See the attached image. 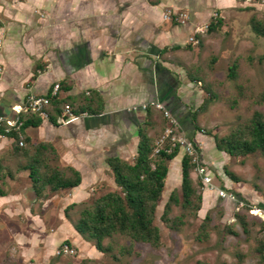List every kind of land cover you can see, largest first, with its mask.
Instances as JSON below:
<instances>
[{"label":"crops","instance_id":"obj_1","mask_svg":"<svg viewBox=\"0 0 264 264\" xmlns=\"http://www.w3.org/2000/svg\"><path fill=\"white\" fill-rule=\"evenodd\" d=\"M249 4L238 0L20 3L0 54L4 69L0 101H5L12 115L30 94L47 95L59 83L56 97L63 106L69 103L75 116L65 123L58 116L54 124L35 114L20 113L25 120L41 119L38 126L21 127L23 146L18 131L0 130V230L6 232L3 248L7 259L12 261L16 256L17 260H28L34 255L51 254L67 240L76 246L85 242L66 217L65 209L84 200L89 188L112 173L109 159L128 161L138 155L142 126L147 122L148 128L162 124L161 116L156 119L160 110L151 105L146 111L140 110L141 105L164 103L178 121L180 133L198 143L200 87L185 65L175 58L180 53H194L196 49L187 46L188 37L195 26L209 21L214 7L223 16L225 10H247ZM0 9L3 12L1 5ZM168 10L194 12L193 24L181 25L164 19ZM21 21L26 25L20 26ZM22 45L31 53H39L34 58L45 63L38 75L33 70L32 56L26 55ZM199 84L202 85L201 81ZM36 141L51 146L55 160L80 173L81 183L77 187L61 195L54 192L48 200L38 193L28 170L32 153L23 152L28 143ZM203 161L207 166V161ZM32 189L37 195L31 204L27 196H33ZM204 193L208 201L216 195L208 188ZM55 204L62 207L57 213L58 224L44 234L41 229L42 225L46 227L44 217L53 214L50 205ZM14 220L29 222L35 230L27 227L11 232ZM55 229L64 234L59 243L52 236Z\"/></svg>","mask_w":264,"mask_h":264},{"label":"rangeland","instance_id":"obj_2","mask_svg":"<svg viewBox=\"0 0 264 264\" xmlns=\"http://www.w3.org/2000/svg\"><path fill=\"white\" fill-rule=\"evenodd\" d=\"M22 1L0 0V5L3 7V12H0V43L2 44L0 54L10 34V26L15 22L14 13L18 12ZM238 2L246 5L250 3V6H247V10L240 8L223 10V16H221L222 11L214 7L209 21L198 26H209L214 18L221 19L223 21L221 25L213 32H209L208 29L198 32V26H195L188 37L187 46L196 50H193L194 53H186L187 55L177 54L175 59L185 65L200 87L197 103H200L201 107L197 110L196 125L201 131L198 130L200 137L197 141L198 145L194 143L202 153L203 159L207 161L216 187L234 193L243 203V207L238 210L235 201L219 198V193L217 195V192L211 189L209 190L216 195L211 196L208 201L204 193L207 187L193 169L194 185L204 197L201 209L193 212L185 210L181 205L173 204L169 221L165 223L162 215L170 194L174 190L181 193V159L184 154L180 151L172 161L171 167L169 163L170 172L156 212L155 224L161 231L158 247L135 242L126 235L117 234L112 239L104 241L105 245L112 244L113 251L109 254L99 252L93 242L85 239L81 247L71 243L76 250L74 255H56L60 244L51 254L34 255L28 260L24 258L17 260L15 256L11 261V258L7 259V253L3 248L6 232L0 230V264H264V259L258 250L260 242L264 240V153L257 151L246 156L232 157L217 147L219 139L230 135L247 123L256 111L264 113V60H260L264 55V36L254 29L253 21L254 18L264 26V0H238ZM240 5L243 4H239V7ZM193 13H190L188 21L190 24L194 22ZM215 13L217 16H214ZM19 25L25 26L26 23L21 21ZM191 37L199 40V43L193 44L194 42L189 41ZM21 47L28 57L32 56L33 70L38 75L45 68V63L34 58L39 53H31L23 45ZM232 69L234 74L231 73ZM200 81L202 85L199 84ZM156 114H159L156 119L161 116L162 124H155L153 128L148 129L155 138L161 136L165 124L163 113ZM41 143L43 142L28 143L25 151L33 153ZM44 157L50 164L52 163L51 165L68 171L70 175L68 167L55 160L52 153L48 152ZM134 161L135 157L128 160L130 163ZM108 174L106 179L89 188L86 198L80 200L77 203L78 207L70 211L72 222L78 221L79 209L83 204H91L101 195L122 190L115 182L113 172ZM230 174L234 177L232 178ZM57 193L64 194L62 191ZM53 195L54 192L47 187L42 197L48 200ZM50 207L53 214L49 213L44 217L46 227L41 226L43 233L51 232L58 224L57 213L62 207L58 204ZM251 208L255 209L254 213L250 212ZM181 214L184 216L181 217ZM207 214L210 220L206 224L205 233L209 238L202 240L199 239L202 232L201 225ZM238 215H245L247 230H244L241 220L237 218ZM29 224L14 220L11 222V232L24 231L27 227L34 231L33 225L29 226ZM55 230L52 236L56 243H59L63 241L64 234ZM68 236L66 234V237ZM40 248L42 249L43 246Z\"/></svg>","mask_w":264,"mask_h":264},{"label":"trees","instance_id":"obj_3","mask_svg":"<svg viewBox=\"0 0 264 264\" xmlns=\"http://www.w3.org/2000/svg\"><path fill=\"white\" fill-rule=\"evenodd\" d=\"M253 21L254 29L258 34L264 36L263 23L254 20V18ZM222 22L221 19L214 18L208 26V31H216ZM260 60H264V55ZM233 71L234 69L231 70V73L234 74ZM210 96L212 99L211 94ZM63 104L57 97L52 98L50 120L54 124L62 112ZM206 104L205 106H207ZM24 118L26 117H21L24 128L38 126L41 122L40 118L26 120ZM162 118L165 122L164 129L167 121L164 117ZM148 125L147 122L139 129L138 155L133 163L119 158L109 159L115 182L122 190L101 195L91 204H83L79 209L78 221L72 222L76 231L87 241L93 242L94 247L103 254H109L113 251L112 244L105 245L104 241L112 239L117 234L126 235L135 242L150 244L153 247L160 245L161 231L159 226L155 224L156 212L170 172L169 163L180 154V149L176 147L169 150L164 147L155 153V143L160 136L155 138L149 135ZM196 130L201 131L198 126ZM217 147L232 157L246 156L257 151L264 153V113L256 111L247 123L230 135L219 139ZM23 152L27 151L24 150ZM48 152L52 153L53 156L54 149L45 144L37 145L28 167V170L31 171L30 177L38 193L42 194L47 187L53 192H66L77 187L81 183L80 173L70 169V175H68L66 171L51 165L52 163L50 164L44 157ZM193 169L194 165L191 163V159L184 155L181 160V193L179 194L178 191L174 190L170 194L162 215V220L165 223L169 221L168 217L173 204L181 205L185 210L193 212H198L201 209L203 195L194 185ZM230 176L234 177L233 174ZM75 207H78V204H71L65 209V215L70 220V211ZM183 216L184 214H181V217ZM237 218L241 220L244 230H247L245 215H238ZM209 220L210 216L207 214L201 225L202 232L199 239L209 238V235L205 233L206 224ZM63 243L74 248L68 240ZM258 250L264 259V240L260 242Z\"/></svg>","mask_w":264,"mask_h":264},{"label":"built area","instance_id":"obj_4","mask_svg":"<svg viewBox=\"0 0 264 264\" xmlns=\"http://www.w3.org/2000/svg\"><path fill=\"white\" fill-rule=\"evenodd\" d=\"M217 16V13L214 14ZM164 19H167L171 22H175L181 25H185L188 23L190 19V13L185 10H168L167 13L163 16ZM208 29V25L204 27H198V32H204ZM189 41L194 42L193 44L199 43V40H195L193 37L189 39ZM2 44L0 43V48ZM3 66L0 63V80L3 75ZM60 85L56 83L52 89V91L47 95H36L30 94L24 105L20 106L16 109L17 115L14 119L0 117V130L4 131L5 133H9L11 131H18L20 137V146L24 144V137L22 136L20 129L23 126V120L20 117V113L26 114H35L42 119L49 120L50 115L52 112V98L56 97L59 91ZM1 102V101H0ZM155 107V109L160 110L163 113L164 118L167 121V125L164 128L163 133L157 139L155 143V153H158L164 147H167L169 150H172L176 147L183 151V154L188 156L191 159V163L194 165V170L196 175L200 178L202 183L211 190L216 191L219 193L221 198H227L236 202V207L239 210L243 207V203L239 201L238 197L234 193L227 192L224 189H220L216 187L213 183V179L209 172L208 167L204 163L201 153L197 145L194 143L193 140L186 137L184 134L180 133L179 131V124L176 118L172 115L170 110L166 107L164 103L161 102H153L151 104H143L139 107L140 110L146 111L149 106ZM137 109V107L135 108ZM75 116V113L72 110L71 105L65 104L62 107V112L59 115L60 121L62 123L66 122V119L69 117ZM251 213L255 212V209H250ZM75 249L72 248L70 245L62 243L59 248L56 250V255H74Z\"/></svg>","mask_w":264,"mask_h":264},{"label":"water","instance_id":"obj_5","mask_svg":"<svg viewBox=\"0 0 264 264\" xmlns=\"http://www.w3.org/2000/svg\"><path fill=\"white\" fill-rule=\"evenodd\" d=\"M16 112L13 111L12 115L11 112L8 110V105H6L5 101H1L0 102V117H6V118H10V119H14L16 117ZM31 193H33V196H27V199L29 201V203H31L32 198L34 197V195L36 196L37 193L34 189L30 190Z\"/></svg>","mask_w":264,"mask_h":264}]
</instances>
